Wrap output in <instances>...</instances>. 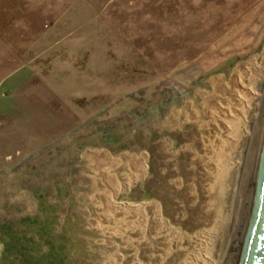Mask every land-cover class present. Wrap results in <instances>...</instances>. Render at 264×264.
<instances>
[{
	"label": "rangeland",
	"instance_id": "obj_1",
	"mask_svg": "<svg viewBox=\"0 0 264 264\" xmlns=\"http://www.w3.org/2000/svg\"><path fill=\"white\" fill-rule=\"evenodd\" d=\"M235 1L206 3L199 11L175 5L167 22L186 46L190 43L189 62L128 96L125 107L104 111L77 132L0 171L2 221L29 230L37 219L63 231L70 264H179L194 235L215 215L214 177L198 117L204 96L214 93V77L229 78L237 65L264 48V0ZM102 143L116 147L113 153L128 163L144 153V177L131 188H124V181L101 179L87 158L92 146ZM126 166L129 177L137 166ZM159 208L168 219L164 225ZM26 217L30 220L23 221ZM1 250L0 241V255Z\"/></svg>",
	"mask_w": 264,
	"mask_h": 264
},
{
	"label": "crops",
	"instance_id": "obj_2",
	"mask_svg": "<svg viewBox=\"0 0 264 264\" xmlns=\"http://www.w3.org/2000/svg\"><path fill=\"white\" fill-rule=\"evenodd\" d=\"M226 2L237 3L0 0V171L77 132L104 111L125 107L128 96L184 68L190 43L186 46L167 22L175 5L199 11L200 5ZM92 148L87 160L97 165L101 179L124 181V188H131L144 177V153L128 163L110 143ZM128 164L137 167L126 177Z\"/></svg>",
	"mask_w": 264,
	"mask_h": 264
},
{
	"label": "bare ground",
	"instance_id": "obj_3",
	"mask_svg": "<svg viewBox=\"0 0 264 264\" xmlns=\"http://www.w3.org/2000/svg\"><path fill=\"white\" fill-rule=\"evenodd\" d=\"M212 80L214 93L210 96L208 92L210 95L204 96L203 108L198 112V117L208 157L206 163L210 175L214 177V198H211L215 205V215L210 225L194 235L193 247L179 264L225 263L246 168L264 105V48L260 55L252 56L237 65L229 78L221 76ZM161 210L159 208L157 212L158 220L159 224L164 225L168 219L164 218Z\"/></svg>",
	"mask_w": 264,
	"mask_h": 264
},
{
	"label": "water",
	"instance_id": "obj_4",
	"mask_svg": "<svg viewBox=\"0 0 264 264\" xmlns=\"http://www.w3.org/2000/svg\"><path fill=\"white\" fill-rule=\"evenodd\" d=\"M224 264H264V105Z\"/></svg>",
	"mask_w": 264,
	"mask_h": 264
},
{
	"label": "trees",
	"instance_id": "obj_5",
	"mask_svg": "<svg viewBox=\"0 0 264 264\" xmlns=\"http://www.w3.org/2000/svg\"><path fill=\"white\" fill-rule=\"evenodd\" d=\"M28 219L30 217L23 221ZM30 223L35 227L24 230L13 227L0 217V264H70L69 242L63 231L48 229L37 219Z\"/></svg>",
	"mask_w": 264,
	"mask_h": 264
}]
</instances>
